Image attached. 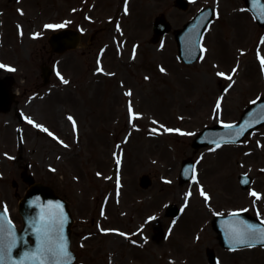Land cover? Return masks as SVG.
<instances>
[{
	"label": "rangeland",
	"instance_id": "374dc122",
	"mask_svg": "<svg viewBox=\"0 0 264 264\" xmlns=\"http://www.w3.org/2000/svg\"><path fill=\"white\" fill-rule=\"evenodd\" d=\"M189 3L183 12L173 0H0V64L6 66L0 78L10 76L20 88L16 108L25 117V124L16 122L14 109L0 116V207L20 228L10 181L23 195V166L51 185L74 219V264H208L206 248L214 250L216 264H264V248L224 250L211 228L214 216L233 212L264 222V127L238 145L190 146L203 128L237 122L264 96V30L241 0ZM207 6L216 15L202 56L184 65L173 31ZM160 14L172 30L152 45V23ZM66 18L82 21L85 44L95 35L90 53L59 58V74L41 88L42 41L32 43L29 57L28 40L17 38L16 26L26 33ZM187 158L196 162V174L179 185ZM143 174L152 178L147 190L138 186ZM240 174L253 178L247 190L238 185ZM170 205L181 210L177 220L165 217Z\"/></svg>",
	"mask_w": 264,
	"mask_h": 264
},
{
	"label": "water",
	"instance_id": "95a60500",
	"mask_svg": "<svg viewBox=\"0 0 264 264\" xmlns=\"http://www.w3.org/2000/svg\"><path fill=\"white\" fill-rule=\"evenodd\" d=\"M248 9L252 12L257 23L264 27V4L262 0H245ZM177 5L181 9H186L187 4L182 0H177ZM212 18V12L210 9L203 10L195 20L186 27L185 31L179 36H176V40L179 45L180 59L186 63H192L198 58V41L205 28ZM168 30L167 24L163 17L157 18L154 24L155 37L153 41H157L158 37ZM264 123V99H260L255 104L250 106L243 114L241 122L235 127L229 129L214 128L205 129L203 133L194 141L193 147L199 148L201 146L209 144L219 143H235L239 141L248 131H251ZM192 169V163L189 161L184 162L182 175L186 176L184 181L190 178ZM24 181L30 184V189L27 192L24 200L20 205V214L24 222V230L17 232L14 230L12 235L8 234V226L5 225V232L3 236V244L7 247L13 241L15 246L12 247L10 257H6L9 264H30V261L26 257H30L38 245V237L36 227L42 223V217L48 220L53 225L51 232L52 241L55 242L57 237L61 234L67 241L69 248V233L71 218L67 210L66 205L58 199L48 187L41 186L40 184H34V181L30 177H25ZM140 184L143 187L149 186V180L143 177L140 180ZM170 213L175 214V210L170 208ZM0 216H3L5 221H9L7 215L0 212ZM233 219L230 227L224 226L227 220ZM243 224H250L257 228H264L257 220L242 213L232 218H216L214 222V229L220 231V243L225 248H241L248 247L247 245H235L229 239V232L232 228H242ZM32 240V244L29 243ZM254 245H264L257 238L254 241ZM209 260L214 262L213 253L208 251ZM73 256H70L69 264L72 262Z\"/></svg>",
	"mask_w": 264,
	"mask_h": 264
},
{
	"label": "snow or ice",
	"instance_id": "6c2138e0",
	"mask_svg": "<svg viewBox=\"0 0 264 264\" xmlns=\"http://www.w3.org/2000/svg\"><path fill=\"white\" fill-rule=\"evenodd\" d=\"M127 11V8H126ZM46 28H63L64 24L59 25H45ZM262 66H264V59H262ZM6 67L3 64H0V68ZM10 71H15V69H9ZM163 71V69H162ZM235 72V69L233 70ZM218 75H223L222 73H218ZM63 79V78H62ZM231 79V77H229ZM64 83H67L65 80ZM126 95H131V93H126ZM220 107L219 102L217 103V108ZM130 113H131V106H130ZM71 119V117H69ZM30 124H33L35 127L42 128L43 126L35 124L34 121L31 119L28 120ZM73 126L75 128V122H73ZM226 128H233L234 125H225ZM45 132H48V134L51 136L52 133L48 131V129L43 128ZM167 131H172L171 129H167ZM66 147V145H65ZM216 147H220L219 144L216 145ZM117 164H119V161H117ZM245 183L248 181L245 180ZM188 195H191L189 193ZM201 195L204 196L205 200L208 199L207 194L201 189ZM251 195L255 196L257 199H259V195L255 192H252ZM234 217H236L238 214L233 213ZM42 223L39 224V226L36 227L37 237H38V245L35 249L34 253L30 257H26L30 261V264H69L70 260V251L68 248V244L64 236L62 235V228L60 229V235L57 237L56 241L53 242L51 238V232L53 230V225L50 221L45 220L43 217ZM243 227L242 228H232L229 232V239L231 242H233L235 245H247L248 247H253L254 241L259 238L261 243H264V228H257L256 226L250 225V224H243V222H240ZM264 223V222H262ZM8 226V234L12 235L13 229L11 228V222L5 221L3 216H0V264H9V261L6 259V257H10L11 249L15 246V242L13 241L11 244H9L7 247L3 244V236L5 232V225ZM123 235V233H121ZM232 250H235L233 248Z\"/></svg>",
	"mask_w": 264,
	"mask_h": 264
},
{
	"label": "flooded vegetation",
	"instance_id": "af4514ba",
	"mask_svg": "<svg viewBox=\"0 0 264 264\" xmlns=\"http://www.w3.org/2000/svg\"><path fill=\"white\" fill-rule=\"evenodd\" d=\"M57 57H58V56H57ZM13 197H15V198L19 197V193H18L17 191H15V192L13 193Z\"/></svg>",
	"mask_w": 264,
	"mask_h": 264
}]
</instances>
